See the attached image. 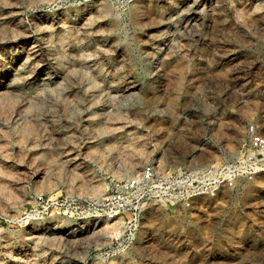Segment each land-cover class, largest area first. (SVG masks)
Listing matches in <instances>:
<instances>
[{
	"label": "rangeland",
	"instance_id": "obj_1",
	"mask_svg": "<svg viewBox=\"0 0 264 264\" xmlns=\"http://www.w3.org/2000/svg\"><path fill=\"white\" fill-rule=\"evenodd\" d=\"M249 123L264 0H0V264H264V170L214 186ZM145 163L207 190L104 219Z\"/></svg>",
	"mask_w": 264,
	"mask_h": 264
},
{
	"label": "built area",
	"instance_id": "obj_2",
	"mask_svg": "<svg viewBox=\"0 0 264 264\" xmlns=\"http://www.w3.org/2000/svg\"><path fill=\"white\" fill-rule=\"evenodd\" d=\"M245 134L246 164L216 179L215 187L222 184L231 188L236 179H250L264 170V135L258 133L251 123L246 125ZM198 177L181 168L158 172L152 163H145L137 174L111 185L104 197L102 216L106 220L121 219L127 226H134L141 212L151 204L172 205L206 192L208 185ZM34 201L42 203L43 197L36 195Z\"/></svg>",
	"mask_w": 264,
	"mask_h": 264
}]
</instances>
